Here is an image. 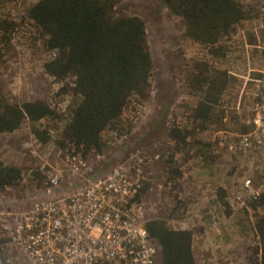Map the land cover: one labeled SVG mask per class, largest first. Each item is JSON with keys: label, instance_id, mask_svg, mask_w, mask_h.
I'll return each mask as SVG.
<instances>
[{"label": "trees", "instance_id": "trees-1", "mask_svg": "<svg viewBox=\"0 0 264 264\" xmlns=\"http://www.w3.org/2000/svg\"><path fill=\"white\" fill-rule=\"evenodd\" d=\"M122 1L37 0L32 4L26 0L25 7H18L24 10L19 19L12 10L15 0H0V69L21 36L29 44L27 49L41 56L36 86L41 89L44 80L43 85L51 90L48 99L18 100L0 81V134L14 133L28 123L42 143L54 140L63 153L85 158L93 152L104 154L134 130L151 97L155 61L145 20L118 11ZM161 1L181 17L182 38L198 49L186 77L192 95L198 98L187 101L181 117L175 116L167 130L164 171L169 184L171 179L175 182L182 177L192 162H198L206 172V166L214 168L212 133L223 119L222 103L235 78L214 64L238 48L243 56L246 54L244 36H237L235 43L231 39L255 15L256 8L247 0ZM247 34L248 42L253 43L256 35ZM45 74L52 86L44 79ZM27 177L42 180L44 174L37 169L27 176L20 166L0 159V193L21 187ZM148 187L144 181L140 199ZM216 191L219 208L230 215L233 211L227 190L219 183ZM182 203L186 202L179 200L178 208H183ZM261 204L253 203L252 209ZM237 224L238 230L257 239L255 245L245 248V259L241 250L234 249L236 260L264 264V215L254 221L246 216ZM146 226L159 245L162 264H202L194 251L195 233L191 229L172 225L164 217L149 219Z\"/></svg>", "mask_w": 264, "mask_h": 264}, {"label": "rangeland", "instance_id": "rangeland-1", "mask_svg": "<svg viewBox=\"0 0 264 264\" xmlns=\"http://www.w3.org/2000/svg\"><path fill=\"white\" fill-rule=\"evenodd\" d=\"M31 1L32 4L37 2ZM247 1L251 7H255V0ZM25 2L26 0H15L12 6L14 15L19 19L24 10L21 12L18 7H25ZM117 10L138 15L147 24L149 45L155 61L153 86L149 101L137 122L135 121L134 130L113 143L112 148L106 149L104 154L93 152L85 157L92 168L90 176L103 175L118 164L131 161V155L140 149L145 158V163L141 166L142 172L147 179L145 181L149 183L147 192L141 197L146 205L148 219L164 217L172 225L191 229L195 233L194 251L202 264H247L245 260H236L237 255L233 252L229 257L228 247H215V241L218 239L224 245L229 241L234 245L239 241L246 247L255 245L256 236L254 242L250 243L246 240L247 234H242L240 230L236 233L238 220L246 216L252 219L254 214L248 212L246 215L242 212L234 216L232 213L228 215L219 207L211 209V204L217 201L216 188L219 189V183L227 190V196L231 195L245 176L253 175L261 166L257 157L239 155L230 152L227 147L228 142H235L246 128L243 123L248 119L252 94L257 87L254 79L259 77L264 60L263 48L249 47L246 29L251 27L252 20L244 23L231 39L235 43L239 39L237 36H244L243 48L245 47L246 54L243 56L238 48L233 55L223 57L224 59L221 57L214 64L220 69L228 70L235 77L225 102L222 103L225 110L223 119L218 129L212 133L211 139L216 150L214 168L206 166V172L198 162H192L182 177L175 182L171 179V183L167 184L164 171L167 130L175 116L181 117L187 101L192 102L198 98L192 95L186 83L188 69L198 49L185 42L181 36L184 29L181 17L172 14L161 0H123ZM257 35L255 43L263 47L264 36L261 33ZM15 44V50L0 69V81L5 85V90L18 100L34 97L48 99L51 90L43 85L45 81H41V89L36 86L40 81V54L28 50L29 44L21 36ZM32 58L39 60L32 61ZM44 79L49 83L47 74ZM49 85L52 86L50 83ZM67 155V152L63 153L57 148L54 140L42 143L28 123L14 133L0 134L2 161L20 166L27 176L37 169L44 174L42 180L31 181L27 177L21 187L0 193V262L5 260L7 264H31L7 238L4 230L15 224L17 213L31 207L36 201L54 199L84 184V176L70 169L66 162ZM56 175L59 177V184L52 186L49 180ZM174 183L178 184L177 187L173 186ZM179 200L187 203H182V209L178 208ZM221 213L226 215L224 220ZM234 247L241 252L244 249L242 245Z\"/></svg>", "mask_w": 264, "mask_h": 264}, {"label": "built area", "instance_id": "built-area-1", "mask_svg": "<svg viewBox=\"0 0 264 264\" xmlns=\"http://www.w3.org/2000/svg\"><path fill=\"white\" fill-rule=\"evenodd\" d=\"M255 8L246 31L264 36V0H255ZM253 41L250 48L264 49ZM259 71L248 119L243 123L246 129L227 144L230 152L254 156L261 162L260 168L245 176L227 196L233 216L247 211L254 214L253 221L264 215V60ZM140 151L131 155V161L97 177L90 176L88 159L67 153L66 162L73 172L84 176V184L54 199L36 201L17 213L15 224L4 228L7 238L31 264H162L159 245L146 226L145 202L138 197L146 179L141 168L145 158ZM49 181L58 185L59 177ZM261 201L252 209L253 203ZM219 203L213 202L211 209ZM221 215L224 220L226 215Z\"/></svg>", "mask_w": 264, "mask_h": 264}, {"label": "crops", "instance_id": "crops-1", "mask_svg": "<svg viewBox=\"0 0 264 264\" xmlns=\"http://www.w3.org/2000/svg\"><path fill=\"white\" fill-rule=\"evenodd\" d=\"M237 231H236V233H239V230H238V228L236 229ZM242 234H244V232H243V230L242 231H240ZM252 238V239H251ZM246 240H248V242H250L251 243V241H253L254 242V236H247L246 237ZM217 241V242H216ZM215 241V247L216 246H218V247H221V248H225V247H228V248H226V249H230V252H229V257L230 256H232L230 253L231 252H233V254H236V252L234 251V249H236L234 246H237V245H242L243 247H244V249H242V253H243V255H242V259H245V256H248V250L247 249H245L246 248V246H244L242 243H240L239 241L237 242V244L236 245H234V244H232L231 243V241H229V243H227V245H224V244H221L219 241H218V239ZM243 243H246L245 241L243 242ZM234 247V249H232ZM237 258H238V255H237ZM246 262H247V259H246Z\"/></svg>", "mask_w": 264, "mask_h": 264}, {"label": "water", "instance_id": "water-1", "mask_svg": "<svg viewBox=\"0 0 264 264\" xmlns=\"http://www.w3.org/2000/svg\"><path fill=\"white\" fill-rule=\"evenodd\" d=\"M95 177H97V176H95Z\"/></svg>", "mask_w": 264, "mask_h": 264}]
</instances>
